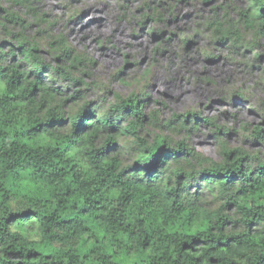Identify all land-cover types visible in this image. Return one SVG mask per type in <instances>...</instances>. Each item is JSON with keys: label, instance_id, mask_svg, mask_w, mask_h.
Here are the masks:
<instances>
[{"label": "clouds", "instance_id": "clouds-1", "mask_svg": "<svg viewBox=\"0 0 264 264\" xmlns=\"http://www.w3.org/2000/svg\"><path fill=\"white\" fill-rule=\"evenodd\" d=\"M0 264H264V0H0Z\"/></svg>", "mask_w": 264, "mask_h": 264}]
</instances>
